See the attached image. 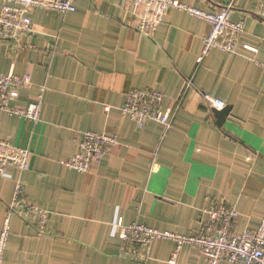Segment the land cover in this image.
<instances>
[{
  "label": "crops",
  "instance_id": "0c3cea01",
  "mask_svg": "<svg viewBox=\"0 0 264 264\" xmlns=\"http://www.w3.org/2000/svg\"><path fill=\"white\" fill-rule=\"evenodd\" d=\"M178 1L203 11L233 2L230 19L244 24L236 53L215 51L198 65L207 23L169 12L146 38L135 31L123 0H76L67 14L33 9L30 48L0 43V74L31 78L16 105L34 102L44 87L36 128L0 113V139L32 151L26 171L10 168V177H0V226L15 177L26 199L48 213L41 235L32 220L11 217L1 264H169L174 245L168 240L153 242L144 261L128 259L117 224L192 233L202 227L204 210L221 202L238 211L236 232L257 230L264 214L260 1ZM131 89L163 93L162 109L172 115L168 130L152 122L139 130L122 112ZM203 95L230 107L223 125ZM86 131L117 144L91 172L77 173L64 162ZM177 264L208 263L185 246Z\"/></svg>",
  "mask_w": 264,
  "mask_h": 264
},
{
  "label": "built area",
  "instance_id": "2783aa9c",
  "mask_svg": "<svg viewBox=\"0 0 264 264\" xmlns=\"http://www.w3.org/2000/svg\"><path fill=\"white\" fill-rule=\"evenodd\" d=\"M76 0H0V43L14 41L23 51L30 48L27 40L32 33L30 12L33 9H45L59 14L75 11ZM259 18L264 21V0H259ZM123 7L131 11L135 31L146 38H152L158 26L169 12H184L210 26L203 38L202 50L196 63L199 65L210 53H236V46L244 34L242 20L231 21L233 2L223 5L215 11H203L178 0H123ZM22 39L26 42L19 43ZM245 50L256 52L250 46ZM28 75L0 74V113L16 116L29 122L32 128L41 123V108L44 87L40 88L37 99L26 105H16L20 91L30 87ZM165 96L152 89H131L125 95L122 112L129 116L139 130L148 123H157L166 130L170 128L172 115L162 109ZM208 110H221L225 107L220 100L203 95ZM76 147L64 165L77 173H89L107 154L110 146L116 145L115 137L91 131L79 132ZM32 155L30 147L17 148L8 140L0 139V177H10L9 169L24 172L28 169ZM206 219L202 227L195 232L178 234L133 223L123 225L120 240L128 259L144 261L149 254L151 244L158 240H168L174 248L169 264H177L178 257L185 246L195 249L198 257L208 264H264V214L256 231L236 232L238 211L225 202L204 210ZM18 216L32 220L38 235L45 233L47 211L30 203L25 196L23 181L13 179L12 196L6 207V214L0 226V264L10 235V219Z\"/></svg>",
  "mask_w": 264,
  "mask_h": 264
},
{
  "label": "water",
  "instance_id": "95a60500",
  "mask_svg": "<svg viewBox=\"0 0 264 264\" xmlns=\"http://www.w3.org/2000/svg\"><path fill=\"white\" fill-rule=\"evenodd\" d=\"M211 112H212L214 118L216 119V124L218 126H221V125H223V123L225 122L226 118H228V116L230 114V107L225 106L221 110L212 109Z\"/></svg>",
  "mask_w": 264,
  "mask_h": 264
}]
</instances>
